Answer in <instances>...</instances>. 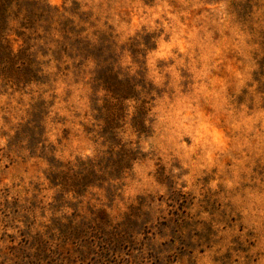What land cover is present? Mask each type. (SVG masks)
<instances>
[{
	"label": "rangeland",
	"instance_id": "rangeland-1",
	"mask_svg": "<svg viewBox=\"0 0 264 264\" xmlns=\"http://www.w3.org/2000/svg\"><path fill=\"white\" fill-rule=\"evenodd\" d=\"M0 4V264H264V0Z\"/></svg>",
	"mask_w": 264,
	"mask_h": 264
},
{
	"label": "trees",
	"instance_id": "trees-1",
	"mask_svg": "<svg viewBox=\"0 0 264 264\" xmlns=\"http://www.w3.org/2000/svg\"><path fill=\"white\" fill-rule=\"evenodd\" d=\"M7 4H8V2H7ZM3 6H4V4H2ZM0 6H1V4H0ZM5 6H6V3H5ZM1 8V7H0ZM2 9V8H1ZM125 87H127V86H125ZM126 90V89H125ZM125 90L124 91H122L117 97L119 98V99H128V98H130L129 97V93H126L125 92ZM108 134H110V135H112V131H110V133H108ZM131 159H129V161H130ZM50 162V161H49ZM50 164H51V162H50ZM96 164H98V163H96ZM96 164H90V172L88 173V175H90V176H95V174L97 173V172H99V170L98 169H94V167L93 166H96ZM88 184H90V183H88Z\"/></svg>",
	"mask_w": 264,
	"mask_h": 264
}]
</instances>
